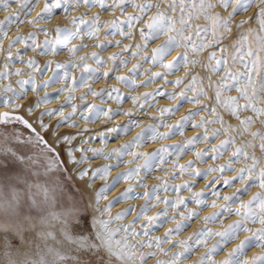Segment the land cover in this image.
<instances>
[{"label": "snow or ice", "instance_id": "6c2138e0", "mask_svg": "<svg viewBox=\"0 0 264 264\" xmlns=\"http://www.w3.org/2000/svg\"><path fill=\"white\" fill-rule=\"evenodd\" d=\"M163 2L166 7H162L156 0H111V3L108 0H45L43 7L31 19H22L17 10L15 15L0 20V52L4 54L0 62V106L9 109L0 111V231L19 237L20 248H27L26 251L17 252L16 256L19 258L6 250L3 253L6 264H145L151 257H166L154 260L153 264H184L193 251L200 247L206 251L197 257L194 264H264V251L250 258L246 254L247 249L253 246L264 250V130L253 129L257 121L264 125V0ZM12 3H21L25 8L23 15L29 16L39 0H0V10L10 7ZM81 4L86 7L98 6L103 11L119 9L122 18L101 21L99 12L91 19H86L87 14L82 13L72 17L71 28L58 24L54 36H50L47 28L37 27L35 31L18 32L8 39L5 48L4 40L8 38V30L13 23L17 26L27 23L35 27L41 20L52 19L58 10L67 16ZM127 6L136 12H125ZM218 6L227 15L213 11ZM253 6L255 11L251 16L235 21L239 39L233 40L232 52L229 53L226 45H220L233 32V18L240 12L247 13ZM152 9L156 11L152 12ZM201 18L208 23H195ZM252 21H255L256 27L243 29L244 25H251ZM140 24L146 25L139 28L140 42L124 44L121 52L113 53L107 58L101 57L97 52L78 56L77 52L88 45L71 43L73 39L82 41L87 37L97 40L95 47H109L113 44L119 47L123 40H99L101 28L114 29L113 35L133 40L134 31ZM41 31L45 33L42 41L38 36ZM161 36L165 37L163 42L153 47L150 55H145L143 50ZM193 37H199V41ZM18 44L23 47L17 48ZM217 47L220 55L212 50ZM177 48H182L183 51L165 62L166 56ZM30 49L34 52L39 50L41 56H55L59 51L66 50L72 59L67 62L47 60L41 66L34 56L25 59L23 54ZM205 49L210 50L207 63L192 58ZM124 51H130L132 57L142 56L143 60L133 64L128 74H119V67L126 68L129 63L123 58ZM88 56L95 60L97 68H92L87 63ZM118 58L119 65L116 63ZM77 61L82 63L78 64ZM108 61L112 62V68L98 71ZM149 61L153 67L159 65L164 71L153 72L151 68H146L141 72L142 64ZM16 63L26 64L27 69L9 67ZM236 63L242 68L236 69ZM189 65H201L208 69V87L213 90V96H209L205 89L204 78L193 73ZM181 66L186 69L185 75L168 80V75L179 71ZM73 68L83 69V74L79 78L73 76ZM222 69L223 74L213 81L211 75L220 73ZM26 70L27 77L24 75ZM48 70L52 71V76L37 81L36 74L42 75ZM144 73H149L147 78L137 81V75ZM13 76L16 77L15 80L12 79ZM102 77L114 78L130 89L145 87L156 79H162L165 84H175L177 88L171 91L157 88L151 92L130 95L122 92L116 85L99 90L89 85V81ZM61 81L63 83L55 89V95L48 91L40 94L41 89H48ZM78 87L87 88V93L79 97L81 100L90 93L101 97L100 104L114 101L120 107L102 108L100 104L89 102L85 105L71 104V111L65 113V105L76 99L73 93ZM233 89L236 95L225 94ZM29 92L35 93V97L29 98ZM65 93L67 95L64 101L57 107L41 108L42 104H50L53 99L59 100L60 95ZM160 95L173 101L179 98V102L173 106H157L159 115L151 116L157 123L142 126L137 113L146 112L156 105L157 96ZM201 97H207L212 103H204ZM126 100H130L133 107L122 108ZM241 100L244 102L241 103ZM184 102L199 107L188 109L174 124L167 123L165 117L179 111ZM201 110L209 113L211 118L203 115L198 121L193 119ZM242 112L251 114L242 117ZM225 113L238 123H231ZM45 116L49 120H45ZM53 116L60 117L55 124L50 123ZM74 116L91 122L100 120L101 117L105 122L117 116L128 119L118 124H106L102 130L93 131L87 126L78 127L79 121L73 120ZM62 125L78 130L61 131ZM189 125L202 129V132L185 137L174 145L161 144L150 152L134 150L143 147L148 140H166L174 135L183 137ZM211 125L219 127H210ZM134 128H139L140 131L131 139L105 151L110 140L122 134L127 135ZM161 128L166 131H160ZM246 134L249 139L237 143V138ZM221 136L225 138L218 143H209ZM97 139L101 142V147L85 146ZM200 143L208 146L197 149L195 146ZM230 148L231 155L224 163L208 164L203 169L194 167L197 162L207 163L209 159L219 161ZM257 148L260 156L256 154ZM188 150L194 152L195 159L180 163ZM88 153L92 155L89 156ZM125 156L132 159L126 160ZM98 157L115 163H88ZM169 161L173 169L171 176L165 171V175L156 177L159 183L151 186L144 183V176L157 170L164 171V165ZM241 161L242 167H234ZM121 164H134V167L118 172L109 180L111 170ZM142 171L144 176L141 175ZM226 171L235 172L236 175L225 176ZM212 173L217 175L208 180ZM177 175L203 178L208 182L199 190L195 189L194 181L183 180L181 183L169 184L168 179L175 180ZM97 179L106 182L93 188ZM121 179L135 180L137 183H129L109 199L107 193ZM217 180L222 181L226 187H231L234 181L239 180L244 187L221 196V192L215 187ZM77 185L85 193L91 189L92 196L87 203L81 199L79 203L65 207L72 199L69 194ZM252 186L258 187L260 191L248 200H241L239 194L247 192ZM137 187L145 191L137 192ZM169 189L177 193L174 199L159 195L161 191L168 192ZM184 191L189 196L182 195ZM208 195L216 199L209 201L206 199ZM139 198H143L144 203L138 210L129 204L117 212L112 211L113 206L121 200ZM220 199L224 203L218 205ZM102 200L106 203L101 207ZM153 200L155 204L152 203ZM189 203L196 207L190 208ZM234 203L239 206L233 208ZM156 204H163L164 207L154 215H147ZM209 207L216 211L203 217V226L183 239H173L174 235L178 236L189 226L188 222L200 215V210ZM57 208L62 210L56 211ZM169 208L175 209V214L170 215ZM181 208L184 211H180ZM133 212L135 215L132 220L127 224L123 223ZM225 214L235 215L240 219L222 229L207 227L217 221L223 224L222 217ZM177 216L180 217L178 221ZM141 217L143 223L137 227ZM168 220L177 222L161 236L150 234L153 228L162 226L161 221ZM249 222L259 224L260 227L250 228ZM241 232L249 235L239 239ZM213 238H216L215 244L208 247L207 242ZM233 240H239V243L224 259L216 260L214 254L222 251ZM166 243L169 244L167 249L163 247ZM176 246H179L178 250L171 251Z\"/></svg>", "mask_w": 264, "mask_h": 264}, {"label": "bare ground", "instance_id": "6f19581e", "mask_svg": "<svg viewBox=\"0 0 264 264\" xmlns=\"http://www.w3.org/2000/svg\"><path fill=\"white\" fill-rule=\"evenodd\" d=\"M44 2H45V0H39V3L32 10V12H31V14L29 16H24L23 15V13L25 11V8L22 6L21 3H12L10 5V7H7L5 9H3V10H0V20H2L4 17H7L9 15H15L17 10H19L20 16H21L22 19H25V20L31 19L32 17H34L36 15L37 12L40 11V9L43 7ZM108 2L111 3V0H108ZM156 2L161 3L162 7H166V4L163 2V0H156ZM230 10L231 9L229 8L228 11H230ZM124 11L125 12H136V10L133 9L132 7H130V6L125 7ZM155 11H156L155 9H152V12H155ZM213 11H219L223 15H227V12H225L219 6L216 9H214ZM254 11H255V6H253L251 9H249V11L247 13L240 12L233 18V21H234L233 25H232L233 32L231 34H229L225 38V40L220 45V47L226 45L227 48H228V52L229 53L232 52L231 45H232L233 40L239 39V37L237 36V30L235 28V21L239 20L241 18H246L247 16H251ZM97 12H99V14H100V20L101 21L111 20V19H113L115 17L122 18L121 17V12H120L119 9H116V10L109 9L107 11H103L98 6H96V7H86L83 4H81L79 7L74 8L73 12L69 13L67 16L62 11L58 10L56 13H54L52 19H50V20H41L39 22V24L37 26H35V27L30 25V24H27V23L21 24L19 26H17L15 23H13L11 25L10 29L8 30V38H6L4 40V46L6 48L7 47V43H8V39H10L11 37L17 35L18 32L35 31L37 27H43V28H47L49 30L50 36H54L55 35V27L58 24L61 25V26H65V27L71 28L72 25H71L70 21H71L73 16H78V15H80L82 13H86L87 14L86 19H91V17ZM149 14H151V13H149ZM195 23H197V24H205V23H208V22L205 21L203 18H201V19L195 21ZM249 26L256 27L257 25H256L255 21H252L251 25L246 24V25L243 26V29H247ZM142 27H146V25L140 24V25L137 26L136 30L134 31L133 40L123 39L118 34L117 35H113L112 33H113L114 29H110L108 27H102L101 30H100L99 40L100 41L123 40V44H121L119 47L115 46L114 44L112 46H109V47H102V48L101 47H95V45L97 43V40L88 39L87 37H85V39L82 40V41L78 40V39H73L71 41V43L72 44H81V43H83V44L88 45V47L82 48V49H80L77 52L78 56L87 55V54H89L91 52H97L101 57L107 58L108 56H110L113 53L121 52L122 49H123V45L124 44H132L134 42H140L139 28H142ZM125 30L127 31V29H125ZM200 35L203 36V33H201ZM38 36H39V39L42 41L45 38V33L41 31V32L38 33ZM164 39H165V37L161 36L158 40H156L154 42H150L148 48L143 50L144 54L145 55H150L151 54V49L153 47H155L157 44L162 43ZM193 39L196 40L197 42L199 41V37H193ZM16 47L17 48H21V47H23V45L18 44V45H16ZM134 50L135 49H133V51ZM212 50L217 51V55H220L218 47L216 49H212ZM182 51H183L182 48L175 49L170 55L166 56L165 62H167L168 60L174 59L177 56V54L182 52ZM209 51H210L209 49H205L203 53H201L198 56H193L192 58L193 59H199V60L203 61L204 63H207V54H208ZM13 52H15V48H13ZM23 55H24L25 59H27L28 57H33L34 56L40 62L41 66H43V64L47 60L67 62V61L72 59V57L69 56V54L67 53L66 50L59 51L58 54L55 55V56H52V55L41 56L39 54V50L34 52V51H32L30 49L26 53H24ZM3 58H4V54L2 52H0V62H2ZM123 58L127 59L129 61V63H128L126 68L125 67H119V74H128L129 70L132 68L133 64H136V63L141 62L143 60L142 56L132 57L130 51H124L123 52ZM77 63L79 64V63H82V62L81 61H77ZM87 63L92 68H97L95 60L91 56H88ZM116 63H117V65H119V58L117 59ZM9 67H21V68L27 69V65L26 64H19V63L10 64ZM54 67H55V64H53V68ZM110 68H112V62L108 61L103 66L99 67L98 71L103 72V71H106V70H108ZM146 68H151V70L153 72H157V71L163 72L164 71V69H162L159 65L153 67L150 61L148 63H143L140 71L143 72V70L146 69ZM235 68L236 69H241L242 66L239 63H236ZM189 69H191V71L193 73L198 74L200 77L204 78L203 82H204L205 89L208 91L209 96H213L214 95L213 90L208 87V77L210 75L208 69L203 67V66H201V65H196V66L189 65ZM71 71H72L73 76H75L77 78H79L83 74V69H81V68H73ZM185 72H186V69L183 66H181L179 71L173 72V73L168 75V80L172 81V80H175L179 76H184ZM52 74L53 73H52L51 70L45 71L42 75L37 73L36 74L37 81H42V80L48 78L49 76H52ZM222 74H223V69L221 70L220 73L211 75V79L213 81L218 80L220 75H222ZM24 75H25V77H27L28 70L25 71ZM148 75H149V73H144V75H137L136 79H137V81H140V80L146 79ZM12 79L15 80L16 77L13 76ZM187 82L188 81H185V83H187ZM62 83L63 82L61 81V82L52 84L48 89H41L40 94H43L44 91H48L50 93H53V95H55V89L59 88ZM89 85L95 90H99V89L104 88L106 86L107 87H111L112 85H116V86L120 87L122 92L130 94V95H135V94H138V93H141V92H151L153 89H157V88H159L161 91H165V90L171 91V90L177 88V86L175 84H172V83L165 84L162 79H156L153 83H151V84H149V85H147L145 87H140V88H137V89H130V88L124 86L123 84H120V82L116 81L114 78L104 79L103 77L101 79H99V80H96V81H89ZM181 87H183V86H181ZM85 93H87V88L86 87H84V88L78 87L76 89L75 93H73V95L76 97V99L71 101L69 104L65 105V113L71 111V104L85 105V104H88L89 102L94 103V104H100L101 97L93 96L90 93H88L86 95L84 100L79 99V97L81 95L85 94ZM192 94L193 93H188V95H192ZM225 94L226 95H236L237 93H236L235 89H233L231 92H228V93H225ZM27 95H28L29 98H34L36 94L32 93V92H29ZM66 95H67V93L61 94L59 100L53 99L50 104H47V105H43L42 104L41 108H55V107H57L61 102L64 101ZM262 95H264V93H262ZM201 100L204 103H207V104H211L212 103V101L209 100L207 97H201ZM177 102H179V98L176 101H173V100L168 99V97L164 96V95L157 96L156 105H154L151 108H148L146 110V112L145 111H141V112L137 113V117L139 119V122L141 123L142 126L145 125V124H148V123H157V121H154V120L151 119L152 115H157V116L159 115V113L157 112V106H173ZM240 102L243 103L244 101L241 100ZM100 106L102 108H107V107L116 108V107H120V106L116 105V103L114 101H108L107 104H100ZM130 107H133L131 101L130 100H126L125 103L123 104L122 108H130ZM197 107H199V106L184 102L181 105L179 111H175L171 116H166L165 117L166 122L170 123V124H174L175 121L180 119V117L183 116L187 112L188 109L197 108ZM7 110H9V109H7V108H5L3 106H0V111H7ZM221 111H223V110L221 109ZM250 114L251 113H249V112H242L241 116L243 117V116H247V115H250ZM203 115H209V113L204 112L203 110H201L199 115L195 116L193 119L198 121L200 119V116H203ZM225 116H226L227 119H229V121L231 123H233V124L238 123L235 119L227 117L226 113H225ZM209 118H211L210 115H209ZM44 119L45 120H49V117L45 116ZM59 119H60L59 116H53V117L50 118V123L51 124H55V122L57 120H59ZM72 119L79 121L78 127L87 126L88 128H90L93 131H95L97 129H101L102 130L106 126V124L111 125V124H118V123L127 121L128 117L117 116L113 120L107 121V122L104 121L103 117H101L100 120H96L95 122L79 120L78 116H74V117H72ZM210 127H219V125H211ZM256 128H260L261 130H264V125H261L259 123V121H257V123L255 125H253V129L255 130ZM77 130L78 129L70 128L67 125H62L61 126V131L75 132ZM138 131H140L139 128H134L127 135H123L122 134L121 136L116 137L114 140H110L108 142L106 148H105V151H110L112 148L117 147L119 144L131 139V137L134 136L136 134V132H138ZM160 131H166V129L161 128ZM200 132H202V129L193 128V127H191V125H189L188 128L185 129L183 137L180 136V135H174L171 138L166 139V140H156V141L148 140L143 145V147H140V148H137V149H134V150L135 151H147V152H150L153 149L159 148L161 144L174 145V144L178 143L179 141L183 140L185 137L193 136V135L198 134ZM224 138H225L224 136H221L218 139L211 140L209 143L215 144V143H218L219 140H222ZM78 139H79V137H78ZM247 139H249L247 134L244 135V136L238 137L237 138V143H241L242 141L247 140ZM85 146H88V147H101L102 145H101V142L97 139L95 141L90 142L88 145H85ZM207 146H208V144H206V143H200V144H197L195 147L197 149H203V148H205ZM231 151L232 150L230 148L227 152L224 153L223 157H221V159L219 161H212V160L209 159V160H207V163L197 162L194 165V167L203 169V168L207 167L208 164L224 163V161H226L228 159V157L231 155ZM256 154H257V156L261 155V153H260L258 148L256 149ZM88 155L91 156L92 154L88 153ZM124 159H126V160L127 159H132V157L125 156ZM189 159H195V154L191 150L186 151L184 156L181 158V160L179 162L180 163H186ZM140 162L141 161H136V163H140ZM88 163H90L92 165H99V164H104V163H115V161H105L103 159V157H98L96 159H93V160L89 161ZM242 165H243V161H241V163L235 164L234 167L240 168V167H242ZM131 167H134V164L133 165L121 164L118 168H114V169L111 170L108 179L111 180L112 177L115 176L118 172H121V171H123V170H125L127 168H131ZM165 171H167L168 175L171 176L172 171H173V169L171 168V161H169L166 165H164V171L157 170V171H154V172L148 174L147 176H144V173L142 171L141 175L144 176V183H146L149 186H151L153 184L159 183V181L156 179V177L165 175ZM175 171H178V170H175ZM214 175H217V174L216 173L209 174L208 180H211L212 176H214ZM224 175L231 177V176H235L236 173L235 172L226 171L224 173ZM166 179H167V177H166ZM183 180L194 181L196 190H199V189L203 188L205 183L208 182V181H206L203 178H193L192 176H179V175H177L175 180L168 179V183L169 184H176V183H181ZM105 182L106 181H104V180L97 179L93 183V188H97L100 185L104 184ZM129 183L135 184V183H137V181H135V180L134 181H125V180L121 179L119 181V183H117L116 186L114 188H112L107 193L108 198L111 199L113 196H116ZM215 187L217 188L218 191L221 192V196H223L225 194H230V193L234 192L237 188H243L244 186L241 185L239 180H236V181L233 182V185L231 187H226V186L223 185L222 181L217 180L216 183H215ZM136 191L137 192H143V191H145V189L137 187ZM258 191H260V189L258 187H255V186L249 187V190L247 192H243L242 191L239 194V198L241 200H248V199L251 198V196L254 193H256ZM159 195L162 196V197L163 196H168L169 198L174 199L175 196L177 195V193L172 191L171 189H169L168 192L161 191L159 193ZM182 195L187 197V196H189V193L187 191H184L182 193ZM91 196H92V190L90 189V190H88L87 193H85V198H86L87 202L89 200V197H91ZM206 199L211 201L213 199H216V197L208 195L206 197ZM105 203H106V201L102 200L101 203H100V206L102 207ZM143 203H144V199L143 198L131 199V200H121L119 203H117V204H115L113 206L112 211L113 212H117L121 208H123V207H125V206H127L129 204L134 205L136 207V209L138 210L140 205H142ZM152 203L155 204L156 203L155 200H153ZM223 203H224L223 199L218 200V205L219 204H223ZM188 206L190 208L196 207V205H194L192 203H189ZM238 206H239L238 203L232 204L233 208L238 207ZM163 207H164L163 204H156L155 207L151 208V210L147 213V215H154L156 212H158ZM168 211H169V214L172 215V214H175L176 210L169 208ZM180 211H184V209L181 208ZM213 211H216V209H213V208H210V207L209 208H203L202 210H200V215L198 217L194 218L192 221L188 222L189 226L187 228H185L183 231H181L178 236L174 235L173 239H183L184 237L191 235L198 227H201V226L204 225L203 217L205 215H208L209 213H211ZM134 215H135L134 212L129 214L127 216V218L123 221V223L127 224L130 220H132ZM179 219H180V217L177 216V221ZM222 219H223V224H221L219 221H217L214 224H208L207 227H210V228H213V229H222L223 227H225L229 223L240 219V217H237L235 215H227V214H225L222 217ZM177 221H173V220L161 221L162 222V226L153 228V230H152V232L150 234L151 235H156V236H161V235H163L164 231L167 228L174 227V225L176 224ZM140 223H143V217H141L140 221L137 222L136 226L139 227ZM113 226H115V224ZM248 227L255 229V228L260 227V225L259 224H252V223L249 222L248 223ZM247 235H249V234L246 233V232H241L239 239H243ZM215 242H216V238H213V239L209 240L207 242L208 243V247H211L213 244H215ZM238 243H239V240H233L231 243H229L227 246H225L222 251H220L218 253H215L214 254V258L216 260L224 259L225 256L227 255V253ZM163 247L167 249V248H169V244L166 243V244L163 245ZM178 248H179V246L172 247L171 251H173V252L177 251ZM19 250L20 251H26L27 249L24 248V249H19ZM143 251H147V249H143ZM153 251H155V249H153ZM205 251H206V249L203 248V247L196 248L193 251V253L187 258V260L184 261V264H194V261L197 259V257L200 256ZM261 251H264V250L260 249L257 246H253V247L247 249L246 254L250 258L252 255L260 253ZM16 258H19V257L16 256ZM158 258H166V257H151L148 260H146L145 264H153V261L158 259Z\"/></svg>", "mask_w": 264, "mask_h": 264}, {"label": "rangeland", "instance_id": "374dc122", "mask_svg": "<svg viewBox=\"0 0 264 264\" xmlns=\"http://www.w3.org/2000/svg\"><path fill=\"white\" fill-rule=\"evenodd\" d=\"M22 131L26 132V130L24 129H22ZM69 195L72 197V199L65 204V207H70L73 204L79 203L81 199L84 203H87L85 198V192L82 191L79 185H77ZM61 210V208L56 209V211ZM19 249H21L19 245V237H15L13 234H8L3 231H0V264H6L5 257L3 256V253L6 250L12 252L16 257L17 252L20 251Z\"/></svg>", "mask_w": 264, "mask_h": 264}]
</instances>
